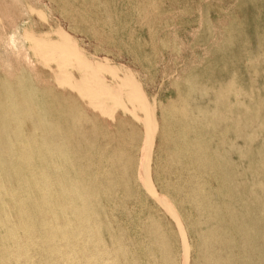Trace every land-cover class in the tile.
<instances>
[{"label":"rangeland","instance_id":"rangeland-1","mask_svg":"<svg viewBox=\"0 0 264 264\" xmlns=\"http://www.w3.org/2000/svg\"><path fill=\"white\" fill-rule=\"evenodd\" d=\"M16 1L20 3L18 4ZM16 1L0 0V45H3L0 46V64L3 70L5 69L6 73L12 72L16 64L29 66L28 62L31 61L29 59L33 58L31 62L36 63L29 67L38 68L37 64L39 68L42 65L43 68L52 67L56 69L55 72L59 74L60 78L62 73L68 77L71 89H74L73 91L79 95L77 97L78 102H82L81 104L88 107V116L75 120L74 126L70 128L69 137L80 144L87 143V141L92 142V149L94 150H92V156L89 158L91 161L103 153L111 154L110 152H114L119 136H123L127 140V145L117 159L113 171V176L119 179V182L113 186L114 189L113 187L108 189L110 193L106 194L107 197H103L102 204H100L109 214L108 219H104L103 224L112 229L115 228L109 235L110 238L106 237L105 239L121 245L124 254L121 258L128 264H189V262L190 264H264V235L261 234L264 233V223H262L264 216L263 220L261 217L264 215V193H262L264 192V163L261 162L264 161V157H262L264 156V0ZM6 2L8 3L6 4ZM1 5L5 7V10ZM93 6L95 7L92 9ZM133 8L135 11L132 10ZM180 10L181 12H179ZM60 11L61 13H59ZM63 12L64 15H62ZM107 12L110 13L109 17ZM9 22H13L11 26ZM44 25L47 27L44 28ZM119 30L120 32H118ZM129 33L130 36H128ZM55 37H58V40ZM162 41L165 44H162ZM126 47L129 49L127 50ZM119 51L120 55L118 54ZM134 51L136 54L132 53ZM126 52H129V57ZM39 53L42 57L39 56ZM143 54L145 58H143ZM19 55L22 56H20L21 59ZM37 56H39L38 60ZM71 56H74V60ZM26 59L29 61L26 62ZM133 59L137 60H135V64ZM11 61L15 64L14 66ZM11 64L12 68L10 69ZM104 72L108 73L104 75ZM108 77L109 79H107ZM149 77L150 80H148ZM148 81L151 82V86ZM149 87H152L151 90L154 91L151 92ZM239 94L240 96H238ZM215 95L217 97L213 99ZM236 100L240 106L235 103ZM233 101L234 104H232ZM154 107L156 110H153ZM198 108H202L203 112H199ZM165 109L167 113H165ZM116 111L119 112V116L113 117L115 114L117 115ZM173 111L182 112L184 117L187 116L185 117L186 120L173 118ZM239 113L244 118L243 120L238 118L240 117ZM245 113L250 114V116L247 118ZM145 118H149L148 121ZM187 118L190 119V125L191 121L193 123L191 126L185 127L187 129L182 132L180 129L183 128L184 121L188 122ZM111 120H116L118 127L109 131L98 128V124L103 127ZM206 121L210 126L205 124ZM247 123H250L253 129L250 124V127L247 128ZM84 124L88 126H84ZM215 124L216 129L213 128ZM254 124H258L256 128ZM152 126L154 127L152 128ZM220 126L221 128H219ZM177 129L179 130L177 131ZM219 129L225 131L227 135ZM217 130L220 133H216ZM247 132H249L248 135ZM222 133L224 136L221 138ZM90 134L91 136H89ZM148 134L150 136L145 137ZM193 134L194 136L197 135L195 141L192 139ZM55 137L57 136L55 135ZM183 138L189 142L181 143ZM214 138H219V140ZM244 139L245 141H243ZM220 140H223V143ZM237 142L241 143L238 144ZM237 145L241 146H239L240 152ZM158 155L159 157H157ZM87 161L88 154L85 150L84 164H87ZM228 167L230 169L227 170ZM100 168L94 167V170ZM234 169L237 171L235 172ZM171 171L175 172L172 173ZM187 172L188 174H186ZM218 173L221 174L218 176ZM202 177L204 180L201 181ZM175 178L178 181L177 184ZM204 181L209 183L204 185ZM187 182L190 184L188 183V185ZM198 182L200 185L197 184ZM174 185L176 187L173 188ZM198 189L200 190L197 191ZM249 189L250 191L255 190L254 194L256 195L254 196L253 191L250 192ZM238 190L240 191L237 192ZM201 191L202 196L199 193ZM235 192L238 193L236 194L240 197V201L234 195ZM241 192L243 193L240 194ZM148 193L147 198L146 194ZM242 196L245 200H242ZM247 196L251 197L254 202L251 200L249 203ZM256 198L258 204L255 202L257 201ZM259 199H262L263 202ZM205 200L207 205L203 203ZM243 201L245 203L242 204ZM259 202L262 203V206ZM259 205L260 207H258ZM227 209L229 211L224 214ZM247 211L249 213H246ZM210 212L213 214L209 215ZM217 212L221 213L217 214ZM215 213L217 216L214 217ZM231 213L235 215L232 216ZM250 213L254 217L251 218L247 215ZM258 216L261 217V223L257 218ZM114 221H117L115 223L117 227ZM187 222L189 223L187 224ZM207 223L211 224V227ZM223 223L225 224L223 225ZM215 224L216 226L219 224L217 228H215ZM259 226L262 228L260 229ZM116 228L121 232L116 231ZM146 228L148 236H146ZM192 229H195L196 233ZM191 230L194 231V234ZM255 231L261 236L257 235ZM150 233L151 235H149ZM253 233L254 235L250 237V234ZM193 235L196 236V239ZM223 236H225V240H222ZM157 239L159 241L164 240V245ZM232 239L235 240L236 245ZM142 240L144 241L142 242ZM39 241V239L36 240L37 245H39ZM193 241L195 244L197 241V246ZM110 242L109 244H111ZM131 245L135 246L134 250ZM151 245L154 249L151 248ZM36 246L34 250L36 248L38 250V246ZM248 246L247 253L246 248ZM139 248H143V250L138 251ZM252 249L253 252L256 249L257 251L252 253ZM140 251L143 252L139 253ZM160 251L163 253L160 254ZM146 252L147 258L145 257ZM36 253V251L33 252V259L37 262L39 254ZM235 253L236 255H234ZM246 256H249L248 260ZM192 257L196 258L192 259Z\"/></svg>","mask_w":264,"mask_h":264},{"label":"bare ground","instance_id":"bare-ground-1","mask_svg":"<svg viewBox=\"0 0 264 264\" xmlns=\"http://www.w3.org/2000/svg\"><path fill=\"white\" fill-rule=\"evenodd\" d=\"M14 1V0H13ZM16 1V0H15ZM67 1V0H66ZM69 1V0H68ZM74 1V0H71ZM159 1V0H158ZM12 2V1H11ZM18 2V1H16ZM25 2V1H24ZM49 2H52L49 0ZM75 2V1H74ZM83 2V1H82ZM86 2V1H85ZM112 2V1H111ZM130 2V1H129ZM160 2V1H159ZM8 2H6L7 4ZM10 3V2H9ZM20 2H18L19 4ZM68 3V2H67ZM73 3V2H72ZM99 3V2H98ZM155 3V2H153ZM152 3V4H153ZM1 4V3H0ZM4 5V3H2ZM22 4V2H21ZM25 4V3H24ZM63 4V2H62ZM84 4V3H83ZM103 4V3H102ZM114 4V2H113ZM128 4V3H127ZM28 5V4H25ZM64 5V4H63ZM104 5V4H103ZM112 5V3H111ZM2 6V5H1ZM6 6V5H5ZM11 6V4H10ZM129 6V5H128ZM133 6V5H132ZM4 7V6H2ZM95 6L92 7V9ZM99 7V6H98ZM101 7V6H100ZM155 7V6H154ZM235 7V6H234ZM30 8V7H29ZM7 9V8H6ZM52 9V8H51ZM89 9V8H88ZM5 10V7H4ZM25 10V9H24ZM103 10V9H102ZM133 11L134 8L132 9ZM28 11V10H25ZM21 12V11H20ZM31 12V11H30ZM29 12V14H30ZM92 12V11H91ZM114 12H116L114 10ZM138 12V11H137ZM155 12H157L155 10ZM181 12V10L179 11ZM178 12V13H179ZM6 13V12H5ZM8 13V12H7ZM27 13V12H26ZM61 13V11L59 12ZM67 13V11H66ZM108 13V12H107ZM144 13V12H143ZM142 13V14H143ZM33 14V13H31ZM88 14V12H87ZM108 13V17H109ZM139 14V13H137ZM6 15V14H4ZM23 15V14H21ZM64 15V12L63 14ZM6 16H9L8 14ZM24 16V15H23ZM28 16V13H27ZM59 16V15H58ZM11 17V16H10ZM62 17V16H61ZM117 17V16H116ZM140 17V15H139ZM9 18V17H8ZM12 18V17H11ZM29 19V18H28ZM60 19V18H59ZM118 19V18H117ZM116 19V21H117ZM4 20V19H3ZM8 20V19H7ZM92 20V19H91ZM90 20V21H91ZM109 20V19H107ZM10 21V20H9ZM61 21V20H60ZM68 21V20H67ZM42 22V21H41ZM10 23V22H9ZM13 23V22H11ZM10 23V26L12 25ZM28 23V22H27ZM26 23V24H27ZM73 23V22H72ZM153 24V22H151ZM167 24V22H165ZM170 23V22H169ZM168 23V24H169ZM174 23V22H173ZM216 23V22H215ZM134 24V23H133ZM30 25V24H29ZM128 25V24H127ZM27 26V25H26ZM56 26V25H55ZM54 26V27H55ZM73 26V25H72ZM125 26V25H124ZM154 26V25H153ZM160 27V25H158ZM166 26V25H165ZM168 26V25H167ZM1 27V25H0ZM16 27V26H15ZM47 27V25H46ZM44 25V28H46ZM57 27V26H56ZM135 27V26H134ZM215 27V25H214ZM68 28V27H67ZM73 28V27H70ZM115 28V27H114ZM132 28V27H131ZM149 28V27H148ZM162 28V27H161ZM160 28V29H161ZM169 28V27H168ZM15 29V28H14ZM38 29V28H37ZM58 29V27H57ZM74 29V28H73ZM92 29V28H91ZM124 29V28H122ZM151 29V27H150ZM167 29V28H166ZM1 30V29H0ZM16 30V29H15ZM39 30V29H38ZM67 30V29H66ZM72 30V29H71ZM78 31V30H76ZM80 34L81 33V30ZM116 31V30H115ZM150 31V30H149ZM155 31V29H154ZM4 32V31H3ZM113 32V31H111ZM120 32V30L118 31ZM122 32V30H121ZM7 33V32H6ZM147 33V32H146ZM151 33V31H150ZM202 33V32H201ZM8 34V33H7ZM115 34V33H114ZM117 34V33H116ZM123 34V33H122ZM4 36V34L2 33ZM20 35V34H18ZM111 35V34H110ZM153 35V34H152ZM170 35V34H169ZM58 36V35H57ZM130 36V33L128 34ZM79 37V36H78ZM122 37V36H121ZM58 40V37H55ZM82 39V38H81ZM120 39V37H119ZM122 39V38H121ZM174 39V37H173ZM139 40V39H138ZM161 40V39H159ZM163 40V39H162ZM80 41V38H79ZM82 41V40H81ZM126 41V40H125ZM144 41V40H143ZM202 41V40H201ZM21 42V41H20ZM173 42H175L173 40ZM172 42V45H173ZM19 43V42H18ZM17 43V45H18ZM118 43H120L118 41ZM127 43V42H126ZM164 42L162 41V44ZM168 43V40H167ZM20 44V43H19ZM22 44V42H21ZM121 44V43H120ZM139 44V43H137ZM165 44V43H164ZM123 45V44H122ZM142 45V44H141ZM146 45V43H145ZM161 45V44H160ZM1 46V45H0ZM3 46V45H2ZM1 46V47H2ZM23 46V45H22ZM50 46V45H49ZM127 46V45H126ZM135 46V45H134ZM143 46V45H142ZM147 46V45H146ZM24 47V46H23ZM22 47V49H23ZM124 48V47H123ZM139 48V47H138ZM1 49V48H0ZM26 49V48H25ZM114 49V48H113ZM125 49V48H124ZM128 50L129 48L126 47ZM20 50V49H18ZM137 50V49H136ZM25 51V50H24ZM121 51V50H120ZM118 52V54L120 53ZM133 51V50H132ZM6 52V51H5ZM12 52V51H10ZM17 52V51H16ZM20 52V51H19ZM28 52V51H27ZM26 52V53H27ZM144 52V51H143ZM171 52V51H170ZM31 53V52H30ZM71 53V51H70ZM95 53V52H94ZM128 57H129V52ZM132 53H135L132 52ZM131 53V54H132ZM11 54V53H10ZM20 54V53H19ZM32 54V53H31ZM45 54V53H44ZM96 54V53H95ZM108 55V53H106ZM130 54V55H131ZM136 54V53H135ZM7 55V54H6ZM14 55V54H13ZM30 55V54H29ZM72 55V54H71ZM120 55V54H119ZM146 55V53H145ZM143 54V58L145 56ZM18 57V55H16ZM21 55H19L20 57ZM28 56V55H27ZM33 57V55H31ZM39 56L42 57V55ZM37 56V60L39 59ZM133 56V55H132ZM147 56V55H146ZM7 57V56H6ZM22 57V56H21ZM20 57V59H21ZM72 57V56H71ZM74 57V56H73ZM72 57V58H73ZM91 57V55H90ZM8 58V57H7ZM30 58V57H28ZM133 58V57H132ZM135 58V55H134ZM138 58V57H137ZM148 58H150L148 56ZM128 59V58H127ZM200 59V58H199ZM1 60V59H0ZM8 60H10L8 58ZM13 60V56H12ZM18 60V59H17ZM15 60V61H17ZM29 60H33L29 59ZM29 60H25L26 62ZM74 60V58H73ZM131 60V58H130ZM134 60V59H133ZM136 60V59H135ZM134 60V61H135ZM144 60V59H143ZM29 61L28 65L32 66L34 63ZM46 61V60H45ZM137 61V60H136ZM134 62V64L136 63ZM139 61V59H138ZM147 62V60H144ZM151 61V60H150ZM14 62V60H13ZM38 62V61H37ZM40 62V61H39ZM38 62V63H39ZM132 62V61H130ZM152 62V61H151ZM3 63V62H2ZM5 63V62H4ZM3 63V64H4ZM10 64V61L8 62ZM12 63V61H11ZM19 63V61H18ZM72 63V62H71ZM126 63V61H125ZM141 63V62H140ZM13 66L15 65L12 63ZM12 64L10 69L12 68ZM32 64V65H31ZM129 64V63H128ZM133 64V63H132ZM139 64V63H138ZM155 64V63H154ZM163 64V63H162ZM24 65V64H23ZM42 65V64H41ZM152 65V64H151ZM6 66V65H4ZM25 66V65H24ZM22 66L21 64H16L12 70V72L6 73L1 64H0V264H128L124 259L121 258L123 256V252L121 249V245H118L116 242H110L106 237L110 238L112 229L110 226L107 227L103 224L104 219H108V212L105 208L102 207L101 201L104 196L107 197L106 194L110 193L108 189L110 187L118 184L119 179L113 176V171L115 169V164L117 163V159L121 155L124 147L127 145V140L124 137H120L117 140L116 149L114 152H110L111 154H101L95 157L94 160H90L89 158L92 156L94 149H92V142L87 141V143H79L76 140H73L69 137L71 134V126H74L75 120L80 119L81 117L88 116V107L78 102L77 97L79 96L76 92H74L68 81V77L62 73V77H59V74L55 72L56 69L52 67H45L43 65L39 68ZM134 66V65H133ZM139 66V65H137ZM142 66V65H141ZM136 67V66H135ZM264 67V66H263ZM117 68V66H116ZM149 68V67H148ZM147 68V69H148ZM7 69V68H6ZM113 70V69H112ZM115 70V69H114ZM139 70V68H138ZM99 71V70H98ZM114 72V71H113ZM234 72V71H233ZM70 73V71H69ZM108 73V72H107ZM104 72V75L107 74ZM146 73V72H145ZM156 75V74H155ZM227 75V74H226ZM225 76V75H224ZM146 77V76H145ZM151 77V75H150ZM150 77L148 80H150ZM74 78V76H73ZM105 78V77H104ZM181 78V77H180ZM106 79V78H105ZM109 79V77L107 78ZM156 79V77H155ZM222 79V78H221ZM27 80V83H26ZM152 81V80H151ZM155 81V80H154ZM159 81V80H158ZM78 82V81H77ZM183 82V81H182ZM186 82V81H185ZM115 83V81H114ZM113 83V84H114ZM149 83V81H148ZM151 83V82H150ZM149 83V84H150ZM263 83V82H262ZM261 83V84H262ZM155 84V83H154ZM154 84H152L154 86ZM235 84V83H234ZM189 85V84H188ZM231 85V82H230ZM126 86V85H125ZM151 86V84H150ZM152 86V87H153ZM161 86V85H160ZM233 87L235 85H232ZM256 86V85H255ZM151 87V88H152ZM190 87V85L188 86ZM230 87V86H229ZM253 87V85H252ZM150 88V87H149ZM151 88L149 90H151ZM240 89V88H239ZM76 90V89H75ZM84 90V89H83ZM153 90V89H152ZM151 90V92H152ZM233 90V89H231ZM154 91V90H153ZM193 91V90H192ZM240 91V90H238ZM237 91V92H238ZM243 91V90H242ZM244 92V91H243ZM246 92V91H245ZM234 93V91H233ZM232 93V95H233ZM149 94V93H148ZM152 94V93H151ZM199 95L201 93H198ZM176 95V94H175ZM198 95V96H199ZM218 95V94H216ZM214 96L213 99H215ZM154 96V94H153ZM202 96V95H201ZM200 96V97H201ZM240 96V94L238 95ZM95 97V96H94ZM151 97V96H150ZM176 97V96H175ZM199 97V98H200ZM235 97V96H234ZM91 98V97H90ZM115 98V97H113ZM212 98V96H211ZM116 99V98H115ZM212 99V100H213ZM234 99V98H233ZM238 99V97H237ZM250 99V98H249ZM96 100V99H95ZM209 100V99H208ZM117 101V100H116ZM237 101V102H236ZM235 103L238 104V100ZM251 101V100H250ZM114 102V100H113ZM248 102V101H247ZM89 103V102H88ZM87 103V104H88ZM156 103V101H155ZM154 103V104H155ZM197 104V103H196ZM195 104V105H196ZM221 104V102H220ZM234 104V101L233 103ZM256 104V103H255ZM258 104V103H257ZM256 104V105H257ZM222 105V104H221ZM240 106V105H239ZM196 107V106H195ZM155 108V107H154ZM243 108V107H241ZM164 109V108H163ZM199 112H203L202 108H198ZM153 110H156L153 109ZM164 111V110H163ZM166 111V109H165ZM164 111V112H165ZM250 111V110H249ZM220 112V111H219ZM246 112V110H245ZM113 117H118L119 112L116 111ZM154 113V112H153ZM167 113V111L165 112ZM169 113V112H168ZM243 114V111L241 112ZM251 114V112H248ZM246 114L247 118L250 116ZM128 114V113H127ZM126 114V115H127ZM240 114V113H239ZM130 115V114H128ZM149 115V113H148ZM179 115V116H178ZM111 116V115H110ZM173 118L182 119L184 114L182 112H172ZM217 116V115H216ZM219 116V114H218ZM217 116V117H218ZM254 116V114H252ZM141 117V116H140ZM150 117V116H148ZM155 117V115H154ZM205 117V116H203ZM215 117V118H217ZM214 118V119H215ZM220 118V117H219ZM242 118L241 114L240 117ZM147 119V118H145ZM149 119V118H148ZM148 119L146 121H148ZM154 119V118H152ZM157 119V118H156ZM244 118H242L243 120ZM254 119V118H253ZM188 120V118H187ZM190 120V119H189ZM184 121L183 128H179L182 132H184L187 126L190 125V121ZM249 120V119H248ZM214 121V120H213ZM222 121V118H221ZM226 121V120H225ZM233 120L231 119V122ZM241 119L239 120V122ZM245 121V120H244ZM243 121V122H244ZM132 122V121H131ZM212 122V121H211ZM215 122V121H214ZM212 122V123H214ZM224 122V121H223ZM238 122V123H239ZM241 122V123H243ZM191 121V125H192ZM233 123V122H232ZM246 123V122H245ZM264 123V122H263ZM155 124V123H154ZM153 124V125H154ZM172 124V123H171ZM180 124V123H178ZM177 124V125H178ZM210 126L207 121L206 123ZM217 124V123H216ZM213 125V128L216 126ZM248 124V123H247ZM250 124V123H249ZM248 124L247 128L250 127ZM81 125V123H80ZM86 124H84L85 126ZM126 125V124H125ZM143 125V124H142ZM190 125V126H191ZM196 125V124H194ZM222 125V124H221ZM224 125V124H223ZM251 125V124H250ZM255 125V124H254ZM258 124L254 127L256 128ZM78 126V125H77ZM88 126V125H86ZM212 126V125H211ZM219 126V125H218ZM252 126V125H251ZM118 127L116 120H111L107 125L98 124V128L101 130H113ZM132 127V126H131ZM154 126H152L153 128ZM223 127V126H222ZM85 128V127H84ZM197 128V126H196ZM209 128V127H206ZM221 128V126L219 127ZM237 128V127H236ZM240 128V127H239ZM242 128V127H241ZM80 129V128H79ZM92 129V128H91ZM177 129V131L179 130ZM216 129V127H215ZM214 129V130H215ZM223 129V128H222ZM253 129V126H252ZM251 129V130H252ZM88 130V128H87ZM220 130V129H219ZM236 130V129H235ZM239 130V129H238ZM92 131V130H91ZM212 131V130H211ZM223 133H226L223 130H220ZM217 130L216 133H220ZM230 131V130H229ZM232 131V129H231ZM249 131V129H248ZM95 132V131H94ZM96 133V132H95ZM151 133V132H150ZM200 133V132H199ZM222 133V134H223ZM233 133V131H232ZM243 133V132H242ZM240 133V134H242ZM245 133V132H244ZM249 132H247L248 135ZM261 133V132H260ZM196 134V133H194ZM192 136L193 141L197 135ZM229 134V133H228ZM55 135L57 137H55ZM60 135V137H58ZM147 135V134H146ZM227 135V133H226ZM91 136V134L89 135ZM150 135L145 137H149ZM220 136V135H219ZM223 135H221L222 138ZM242 136V135H241ZM245 136V135H244ZM183 137V136H182ZM92 138V137H91ZM136 138V137H135ZM220 138V137H219ZM219 138H214L219 140ZM220 138V139H221ZM238 138V136H236ZM240 138V137H239ZM246 138V137H245ZM260 138V137H259ZM175 139V138H174ZM248 139V138H246ZM216 140V141H217ZM237 140V139H236ZM235 140V141H236ZM221 141V140H220ZM219 141V142H220ZM223 141V140H222ZM221 141V142H222ZM233 141V140H232ZM245 141V139L243 140ZM186 139L183 138V142L188 143ZM179 143V142H178ZM223 143V142H222ZM229 143V141H228ZM230 143H232L230 141ZM238 143V142H237ZM241 143V142H240ZM238 143V144H240ZM245 143V142H244ZM259 143V142H258ZM138 144V143H137ZM234 144V143H233ZM236 144V143H235ZM222 145V144H219ZM230 145V144H229ZM145 146V145H144ZM143 146V148H144ZM207 146V145H206ZM238 146V145H237ZM236 146V147H237ZM240 146V145H239ZM239 146L237 147L239 149ZM242 146V144H241ZM240 146V147H241ZM231 147V145H230ZM243 147V146H242ZM247 147V146H246ZM258 148V147H257ZM216 149V148H215ZM246 149V148H245ZM85 150H87L88 161L87 164H84V154ZM144 150V149H143ZM142 150V151H143ZM234 150V149H233ZM232 150V151H233ZM147 151V149H146ZM176 151V150H175ZM241 151V148L238 150ZM259 151V150H258ZM262 151V150H261ZM148 152V151H147ZM180 152V151H179ZM202 152V151H201ZM252 152V151H251ZM249 152V153H251ZM154 153V152H153ZM186 154V153H185ZM228 154V152H227ZM254 154V153H253ZM256 154H258L256 152ZM146 155V154H145ZM187 155V154H186ZM236 155V154H234ZM252 155V154H251ZM262 155V154H261ZM264 155V154H263ZM147 156V155H146ZM189 156V155H188ZM199 156V155H198ZM259 156V155H258ZM159 157V155L157 156ZM232 157V155H231ZM264 157V156H262ZM259 158V157H258ZM182 159V157H181ZM177 159V160H181ZM223 159V158H222ZM242 159V158H241ZM244 159V158H243ZM254 160V158H252ZM262 159V158H261ZM146 160V159H145ZM259 160V159H258ZM166 161V160H165ZM191 161V159H190ZM234 161V159H233ZM154 162V161H153ZM152 162V163H153ZM255 162V160H254ZM264 163V161H261ZM138 163V162H137ZM196 163V162H195ZM228 164V161L226 162ZM252 163V162H250ZM253 164V163H252ZM257 165V163H255ZM122 165V164H121ZM185 165V164H184ZM230 165V164H229ZM255 165V166H256ZM172 166V165H171ZM170 166V167H171ZM179 166V165H178ZM261 166V165H260ZM94 167H101L99 170ZM141 167V166H140ZM185 167V166H184ZM142 169V168H141ZM187 169V166H186ZM192 169V168H191ZM205 169V167H204ZM230 169L229 167L227 170ZM256 169H259L256 167ZM132 170V169H131ZM213 170V169H212ZM204 171V170H202ZM226 171V170H225ZM235 171V169H234ZM237 171V170H236ZM235 171V172H236ZM174 173L173 171H171ZM195 172V171H193ZM253 172V171H252ZM258 172V171H257ZM144 173V172H142ZM192 173V172H190ZM255 173V171H254ZM188 174V172L186 173ZM193 174V173H192ZM197 174V173H194ZM210 174V173H209ZM221 174V173H220ZM218 173V176L220 175ZM260 174V173H259ZM259 174L257 176H259ZM143 175V174H142ZM179 175V174H178ZM253 175V173H252ZM262 175V174H261ZM260 175V176H261ZM145 176V174H144ZM168 176V175H167ZM181 176V175H180ZM196 176V175H195ZM217 176V175H216ZM215 176V177H216ZM254 176V175H253ZM134 177V176H132ZM131 177V179H132ZM201 177V176H200ZM214 177V178H215ZM181 178V177H180ZM199 178V177H198ZM203 178V177H202ZM99 179V180H98ZM142 179V178H141ZM201 179V178H200ZM176 180V178H175ZM179 180V179H178ZM181 180V179H180ZM179 180V181H180ZM197 180V179H196ZM204 180L201 179V181ZM133 181V179H132ZM186 181V180H185ZM243 181V180H242ZM178 182L177 180L175 183ZM190 182V181H189ZM187 182V184L189 183ZM200 182V181H199ZM197 183L200 185V183ZM234 182V181H233ZM138 183V182H137ZM145 183V182H144ZM183 183V182H182ZM207 181H204V185ZM209 183V182H208ZM207 183V184H208ZM263 182H261L262 184ZM168 184V183H167ZM177 184V183H176ZM190 184V183H189ZM188 184V185H189ZM243 184V183H241ZM248 184V183H247ZM169 185V184H168ZM192 185V184H191ZM197 185V186H199ZM203 184H201L202 186ZM203 185V186H204ZM260 185V183H259ZM263 185V184H262ZM179 186V185H178ZM200 186V187H201ZM207 186V185H206ZM209 186V185H208ZM239 186V185H238ZM145 187V185H144ZM148 187V186H146ZM176 187L175 185L173 188ZM196 187V186H195ZM194 187V189H195ZM262 188V186L260 185ZM264 187V186H263ZM159 188V187H157ZM191 188V187H190ZM205 188V186H204ZM219 188V187H218ZM260 188L261 192L262 189ZM114 189V187H113ZM118 189V188H117ZM130 189V188H129ZM185 189V187H184ZM207 189V188H206ZM210 189V188H209ZM235 189V186H234ZM240 189V188H239ZM100 190V191H99ZM160 190V189H159ZM167 190V189H166ZM192 190V189H191ZM198 189L197 191H199ZM203 190V189H202ZM114 191V190H113ZM139 191V190H138ZM175 191V190H174ZM183 191V190H182ZM195 191L196 193H198ZM238 190L237 192H239ZM250 191V189H249ZM248 191V193H249ZM251 190L250 192H252ZM255 191V190H254ZM254 191L252 192L253 195ZM159 192V191H158ZM170 192V191H169ZM177 192V191H176ZM181 192V190H180ZM179 192V194H180ZM185 192V191H184ZM193 192V190H192ZM206 192H208L206 190ZM237 192L234 195L237 196ZM145 193V189H144ZM151 193V192H150ZM167 193V192H166ZM191 193V192H189ZM200 196H202V191ZM222 193V192H221ZM234 193V192H233ZM237 193V194H236ZM241 192L240 194H242ZM264 193V192H262ZM152 194V193H151ZM150 194V195H151ZM207 194V193H206ZM239 194V195H240ZM246 194V192H245ZM148 194H146L147 197ZM154 195V193H153ZM181 195V194H180ZM189 195V194H188ZM191 195V194H190ZM193 195V193H192ZM199 195V194H197ZM196 195V196H197ZM249 195V194H248ZM262 195V194H261ZM109 196V195H108ZM119 196V195H118ZM183 196V194H182ZM187 196V195H186ZM195 196V194H194ZM193 196V197H194ZM204 196V195H203ZM210 196V195H209ZM212 196V195H211ZM250 196V195H249ZM142 197V196H141ZM168 197V196H167ZM170 197V196H169ZM190 197V196H188ZM238 197V196H237ZM243 197V196H242ZM248 197V196H247ZM114 198V197H113ZM117 198V197H116ZM132 198V196H131ZM148 198V197H147ZM150 198V196H149ZM171 198V197H170ZM169 198V199H170ZM185 198V196H184ZM200 198V197H199ZM202 198V197H201ZM212 198V197H211ZM210 198V199H211ZM244 198V197H243ZM242 200H245V198ZM264 198V197H263ZM187 199V197H186ZM191 199V198H188ZM197 199V198H195ZM228 199V198H227ZM237 198L235 197V200ZM240 197H238V201ZM249 203L253 199L248 197ZM106 200V199H105ZM255 200V197H254ZM256 204H258V199ZM262 201V199H259ZM154 201V200H152ZM191 201V200H190ZM237 201V202H238ZM248 200L246 199V202ZM106 202V201H105ZM133 202V201H132ZM135 199V203H136ZM188 202V200H187ZM193 202V201H192ZM191 202V203H192ZM199 202V201H198ZM201 202V201H200ZM203 202V201H202ZM206 200L203 202L205 203ZM263 202V201H262ZM190 203V204H191ZM195 203V202H194ZM197 203V202H196ZM199 203V204H203ZM245 203L244 201L242 204ZM260 203V202H259ZM111 204V203H109ZM159 204H161L159 202ZM172 204V203H170ZM189 204V203H188ZM187 204V205H188ZM206 204V203H205ZM204 204V205H205ZM233 204V203H232ZM255 204V203H254ZM262 206V203H260ZM264 204V202H263ZM104 205V203H103ZM207 205V204H206ZM234 205V204H233ZM253 207V204H251ZM177 206V204H176ZM184 206V205H183ZM182 206V207H183ZM196 206V205H195ZM203 206V205H202ZM237 206H239L237 204ZM244 206V205H243ZM111 207V206H110ZM114 207V206H112ZM137 207V206H136ZM192 207H194L192 205ZM211 207V206H210ZM250 207V206H249ZM256 207V206H255ZM260 207V205L258 206ZM257 207V208H258ZM264 207V205H263ZM262 207V208H263ZM135 208V207H134ZM141 208V206H140ZM175 208V207H174ZM196 208V207H195ZM241 208V207H240ZM245 208V206H244ZM247 208V207H246ZM254 208V207H253ZM252 208V210H253ZM118 209V208H116ZM250 209V208H248ZM246 209V210H248ZM178 210V209H177ZM176 210V211H177ZM184 210V209H182ZM207 210V209H206ZM259 210V209H258ZM116 211V210H114ZM119 211V210H118ZM121 211V210H120ZM127 211V210H126ZM195 211V209H194ZM203 211V210H202ZM220 211V210H219ZM218 211V212H219ZM229 210L227 209L225 213ZM146 212V211H145ZM179 212V211H178ZM217 214H220L218 213ZM240 212V211H239ZM250 212V210H249ZM248 211L246 213H249ZM117 213V212H114ZM122 213V212H121ZM120 213V214H121ZM208 213V211H207ZM254 213V211H253ZM256 213V212H255ZM112 214V213H111ZM139 214V213H138ZM152 214V213H151ZM206 214V213H205ZM213 214L212 212L209 213ZM232 214V213H231ZM230 214V215H231ZM252 213L247 214L249 217ZM258 214V213H257ZM255 214V216H257ZM260 214V212H259ZM264 214V213H263ZM140 215V214H139ZM176 215V214H175ZM216 213L214 214L215 217ZM228 215V214H227ZM235 215L234 213L232 216ZM254 215V214H253ZM142 216V214L140 215ZM181 216V215H180ZM212 216V215H211ZM217 216V215H216ZM260 216V215H259ZM259 216L257 218H259ZM262 215V220H263ZM118 217V216H117ZM132 217V216H131ZM235 217V216H234ZM233 217V218H234ZM237 217V216H236ZM248 217V218H249ZM254 216H251V218ZM259 218V221L261 219ZM119 218V217H118ZM137 218V217H136ZM223 218V217H221ZM114 219V218H113ZM116 219V218H115ZM114 219V220H115ZM133 219V218H132ZM143 219V218H142ZM205 219V218H204ZM217 219V218H216ZM110 220V219H109ZM108 220V221H109ZM119 220V219H117ZM136 220V219H134ZM207 220V219H206ZM233 220V219H232ZM260 221V223L262 222ZM124 221V220H123ZM126 221V220H125ZM196 223L197 220H195ZM210 220L208 219V222ZM234 221V220H233ZM256 221V220H255ZM110 222V221H109ZM117 221H114V224ZM130 222V221H128ZM167 222V221H166ZM202 222V221H201ZM204 222V220H203ZM217 222V221H216ZM215 222V223H216ZM236 222V221H235ZM139 223V222H138ZM138 223H136L138 225ZM168 223V222H167ZM167 223H165L167 225ZM189 222H187L188 224ZM213 223V222H212ZM219 223V221H218ZM239 223V222H238ZM237 223V224H238ZM259 223V224H260ZM264 223V222H262ZM120 224V223H119ZM118 226L120 227V225ZM180 224V223H179ZM203 224V223H202ZM220 224V223H219ZM218 224V225H219ZM222 224V223H221ZM225 223H223L224 225ZM242 224V223H241ZM116 225V224H115ZM143 225V224H142ZM141 225V226H142ZM196 225V224H195ZM207 225H209L207 223ZM206 225V228H207ZM211 225V224H210ZM209 225V227H211ZM213 225V224H212ZM217 225V226H218ZM189 226V225H188ZM204 226V225H203ZM215 224V228H217ZM226 226V225H225ZM229 226V225H228ZM117 227V225H116ZM153 227V226H152ZM194 227V226H193ZM199 227V226H198ZM243 227V226H242ZM241 227V228H242ZM253 227V226H252ZM263 227V225H262ZM261 227V228H262ZM145 228V227H144ZM180 228V227H179ZM186 228V227H185ZM195 228V227H194ZM214 228V226H213ZM222 228V227H221ZM229 228V227H228ZM233 228V226H232ZM240 229V227H238ZM251 228V225H250ZM260 228V226H259ZM260 228V229H261ZM121 230V228H118ZM130 229V228H129ZM128 229V230H129ZM153 229V228H152ZM202 229V228H201ZM210 229V228H208ZM220 229V228H219ZM243 229V228H242ZM241 229V230H242ZM257 229V228H256ZM258 230L259 232L261 230ZM123 230V229H122ZM140 230V229H139ZM151 230V229H150ZM182 230V229H181ZM195 230V229H192ZM191 230V232H192ZM212 230V229H211ZM251 230V229H249ZM264 230V229H263ZM116 231L117 228H116ZM124 231V230H123ZM122 231V233H123ZM220 231V230H219ZM236 231V230H235ZM244 231V230H243ZM252 231V230H251ZM250 231V232H251ZM257 231V230H256ZM255 231V232H256ZM121 232V231H118ZM142 232V230H141ZM194 232V231H193ZM192 232V233H193ZM231 232V231H230ZM239 232V231H238ZM242 232V231H241ZM182 233V232H181ZM196 233V230H195ZM220 233V232H219ZM240 233V232H239ZM247 233V232H246ZM244 233V234H246ZM249 233V232H248ZM252 233V232H251ZM257 235L258 232H256ZM118 234V233H117ZM125 233H123L124 235ZM176 234V232H175ZM174 234V235H175ZM194 234V233H193ZM215 234V233H214ZM230 234V233H229ZM232 234V233H231ZM230 234V235H231ZM238 234V233H237ZM264 235V233H261ZM113 235V234H112ZM131 235V234H130ZM137 235V234H135ZM151 235V233L149 234ZM172 235V234H171ZM253 234H250L252 237ZM255 236V238L257 237ZM114 236V235H113ZM125 236V235H124ZM142 236V235H140ZM146 236L147 228H146ZM173 236V235H172ZM189 235L187 234V237ZM194 236V235H193ZM221 236V235H220ZM218 236V237H220ZM227 236V235H226ZM261 236V235H260ZM136 237V236H135ZM196 239V236H194ZM216 237V236H215ZM225 236H223L222 240ZM114 238V237H113ZM131 238V236H130ZM229 238V237H228ZM245 238V237H244ZM39 241V245H37L36 240ZM136 239V238H134ZM140 239V238H139ZM144 239V238H143ZM147 239V237H146ZM149 239V238H148ZM189 239V238H188ZM194 239V240H195ZM216 239V238H215ZM218 239V238H217ZM249 239V236H248ZM247 239V240H248ZM137 240V239H136ZM152 240V239H150ZM158 240V239H157ZM170 240V238H169ZM180 240V239H179ZM198 240V239H197ZM210 240V239H209ZM225 240V239H224ZM251 240V238H250ZM256 240V239H255ZM140 241V240H139ZM144 240H142L143 242ZM159 241V240H158ZM164 240L159 242L163 243ZM190 241V240H189ZM206 241V240H205ZM220 241V240H219ZM235 244V240L232 239ZM237 241V239H236ZM254 241V238H253ZM109 242L111 244H109ZM130 242V241H129ZM153 242V241H152ZM223 242V241H222ZM225 242V241H224ZM127 243V242H126ZM125 243V244H126ZM145 243V242H144ZM151 243V242H150ZM183 243V242H182ZM195 244V241H193ZM250 243V241H249ZM248 243V245H250ZM264 243V241H263ZM122 244V243H121ZM130 244V243H128ZM154 244V243H153ZM152 244V245H153ZM199 244V243H198ZM256 244V243H255ZM38 246V250H34L35 246ZM134 245V244H132ZM131 245V246H132ZM136 245V244H135ZM147 245V240H146ZM151 245V248L153 246ZM162 244H160V247ZM164 245V243H163ZM197 246V241L196 244ZM223 245V244H222ZM36 246V247H37ZM124 247L126 245H123ZM122 246V247H123ZM129 246V245H128ZM138 246V245H137ZM213 246V245H212ZM257 247V244L255 245ZM260 246V245H259ZM258 246V247H259ZM263 246V245H262ZM133 247V246H132ZM135 247V246H134ZM133 247V250H134ZM140 247V245H139ZM228 247V246H227ZM230 247V246H229ZM239 247V246H237ZM241 247V244H240ZM130 248V246H129ZM145 248V247H144ZM198 248V247H196ZM221 248V247H220ZM244 248V246H243ZM249 246L246 248L248 250ZM253 248V246H252ZM260 248V247H259ZM131 249V248H130ZM146 249V248H145ZM150 249V246H149ZM154 249V248H153ZM222 249V248H221ZM258 249V248H257ZM256 249V251H257ZM126 250V249H125ZM136 250V248H135ZM139 250H143V248H139ZM163 250V249H162ZM161 250V251H162ZM171 250V249H170ZM174 250V249H173ZM239 250V249H238ZM245 250V248H244ZM36 251L39 254V258L36 261L33 259V252ZM160 251V254L163 252ZM254 250L252 249V253ZM137 252V250H136ZM140 251L139 253H142ZM240 252V251H239ZM239 252L238 255H239ZM36 253V254H37ZM149 253V252H148ZM158 253V250H157ZM223 253V252H222ZM245 253V252H244ZM248 253V251H247ZM135 254V253H134ZM144 254V253H143ZM145 257L147 258V252L145 253ZM154 254V253H153ZM165 254V253H164ZM171 254V253H170ZM177 254V253H176ZM189 254V253H188ZM251 254V252H250ZM137 255V254H136ZM179 255V254H178ZM183 255V254H182ZM197 255V254H196ZM228 255V254H227ZM233 255V253H232ZM236 255V253L234 254ZM237 255V257H238ZM241 255V254H240ZM252 255V254H251ZM255 255V254H254ZM259 255V253H258ZM140 256V255H139ZM138 256V257H139ZM143 256V255H142ZM170 256V255H169ZM260 256V255H259ZM161 257V256H160ZM235 257V256H234ZM247 260L249 256H246ZM262 257V256H261ZM36 258V257H35ZM191 258V257H190ZM196 258V257H192ZM230 258V256H229ZM239 258V257H238ZM122 259V260H121ZM158 259V258H157ZM156 259V260H157ZM168 260V258L166 257ZM175 259V258H174ZM198 259V258H197ZM200 259V258H199ZM198 259V260H199ZM255 259V258H254ZM254 259L252 261L254 262ZM259 259V258H257ZM134 260V258H133ZM152 260V258H151ZM150 260V261H151ZM171 260V259H169ZM178 260V259H177ZM188 260V259H187ZM245 259V261H247ZM261 260V259H260ZM142 261V260H139ZM164 261V260H163ZM242 261V260H240ZM244 261V260H243ZM130 262V261H129ZM149 262V260H148ZM153 262V261H152ZM158 262V261H156ZM155 262V263H156ZM165 262V261H164ZM179 262V261H178ZM259 262V261H258ZM145 263V262H144ZM151 263V262H149ZM193 263V262H192ZM241 263V262H240ZM131 264V263H130ZM148 264V263H146ZM179 264V263H178ZM190 264V262H189Z\"/></svg>","mask_w":264,"mask_h":264}]
</instances>
